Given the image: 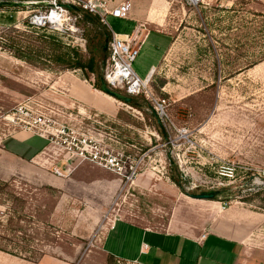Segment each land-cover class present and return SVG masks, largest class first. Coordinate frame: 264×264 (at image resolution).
Returning <instances> with one entry per match:
<instances>
[{
    "label": "rangeland",
    "instance_id": "374dc122",
    "mask_svg": "<svg viewBox=\"0 0 264 264\" xmlns=\"http://www.w3.org/2000/svg\"><path fill=\"white\" fill-rule=\"evenodd\" d=\"M131 1L133 16L146 19L134 33V69L144 78L154 68L134 96L140 107L97 92L94 74L77 66L108 33L105 54H97L104 78L113 31L130 29L122 18L90 13L100 17L95 24L75 10L80 16L68 26L77 32H52L31 27L26 6L0 5V263L14 256L22 264H119L101 250L116 219L200 235L220 206L264 213V185L254 180L264 166V0ZM150 31L171 33V48L155 51L154 36L143 44ZM80 81L93 96L75 89ZM30 97L55 111L59 124L96 137L135 175L72 161L59 177L29 158L45 140L6 139L16 128L5 116ZM156 99H166L162 117Z\"/></svg>",
    "mask_w": 264,
    "mask_h": 264
},
{
    "label": "built area",
    "instance_id": "2783aa9c",
    "mask_svg": "<svg viewBox=\"0 0 264 264\" xmlns=\"http://www.w3.org/2000/svg\"><path fill=\"white\" fill-rule=\"evenodd\" d=\"M185 1L189 5H198L203 2V0ZM7 2L31 9L29 25L37 29H49L52 32H65V29L72 33L78 31L74 25L80 15L72 13L75 12L76 7L100 15L103 21H106L108 15L127 18L131 9V0L115 7L110 6L108 0H0V5ZM70 23L74 25L69 27ZM138 46L134 33L113 32V38L108 45L109 56L104 72V80L110 88L124 89L132 96L145 92L154 68H151L144 78L134 69L133 63L140 53ZM166 105V99L155 100L154 108L161 117L166 114ZM50 112L56 113L46 108L45 104L36 98L30 97L5 116L8 123L16 128L10 135L17 131H24L45 140L44 147L34 156V159H37L42 166L51 169L55 175L61 177L72 165V161L79 163L90 161L118 171L119 174L126 175L127 179L135 175L136 170L132 166L130 170L124 172L122 159L105 151V146L96 137L59 124ZM254 180L264 185V166L260 168ZM117 261L119 264H141L137 260L117 259Z\"/></svg>",
    "mask_w": 264,
    "mask_h": 264
},
{
    "label": "crops",
    "instance_id": "0c3cea01",
    "mask_svg": "<svg viewBox=\"0 0 264 264\" xmlns=\"http://www.w3.org/2000/svg\"><path fill=\"white\" fill-rule=\"evenodd\" d=\"M133 7L132 3L129 16L122 18L130 29L113 32H138L139 24L146 19L134 17ZM151 36H154L151 47L155 51L171 48V33L150 31L143 44ZM78 88L92 95L93 87L85 84V81H80L79 85L77 83L75 89ZM96 91L102 93L99 89ZM74 93L78 99V90ZM90 101L95 105L92 99ZM18 133L29 132L17 131L9 137ZM44 145L28 155L29 158L39 153ZM5 148L7 154L26 159L27 155ZM219 208L212 217L210 229L200 235L174 229H152L129 220L116 219L105 232L101 250L115 259L137 260L141 264H264V213L239 205ZM4 260L5 264H22L14 256L5 257ZM47 262L41 264H61V261Z\"/></svg>",
    "mask_w": 264,
    "mask_h": 264
},
{
    "label": "trees",
    "instance_id": "16d2710c",
    "mask_svg": "<svg viewBox=\"0 0 264 264\" xmlns=\"http://www.w3.org/2000/svg\"><path fill=\"white\" fill-rule=\"evenodd\" d=\"M75 10H79V8H74ZM85 13V17L91 19L93 21V23L97 24L100 20V17H98V15H96V17H94V20L92 19V14H90L87 11H83ZM108 33H99L98 35V39L100 41H102L100 44L96 45V47L92 50L93 52V56L90 58L89 62L84 64L81 61L77 64L78 67H87L92 74H94L95 76V81L93 83V85L101 90L106 92V87H109L106 83V81L103 78V74L101 72V68H100V63L99 60L97 58V54L99 55H104L105 54V50L106 47H103V42H105L106 40H108ZM112 92H113V97L124 101L134 107H140L142 104L138 101V99L132 95H129L128 93H126L125 91L122 90H118V89H113L111 88Z\"/></svg>",
    "mask_w": 264,
    "mask_h": 264
},
{
    "label": "water",
    "instance_id": "95a60500",
    "mask_svg": "<svg viewBox=\"0 0 264 264\" xmlns=\"http://www.w3.org/2000/svg\"><path fill=\"white\" fill-rule=\"evenodd\" d=\"M106 93L113 96V92L110 87H106ZM189 196L199 199H211L213 198V193H188Z\"/></svg>",
    "mask_w": 264,
    "mask_h": 264
}]
</instances>
